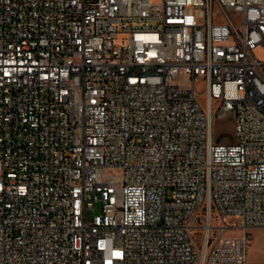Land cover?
I'll use <instances>...</instances> for the list:
<instances>
[{"label": "built area", "instance_id": "2783aa9c", "mask_svg": "<svg viewBox=\"0 0 264 264\" xmlns=\"http://www.w3.org/2000/svg\"><path fill=\"white\" fill-rule=\"evenodd\" d=\"M256 227L264 0H0V264H248Z\"/></svg>", "mask_w": 264, "mask_h": 264}, {"label": "rangeland", "instance_id": "374dc122", "mask_svg": "<svg viewBox=\"0 0 264 264\" xmlns=\"http://www.w3.org/2000/svg\"><path fill=\"white\" fill-rule=\"evenodd\" d=\"M195 89L198 92L203 90V82H196ZM203 97L199 98L201 104L203 105ZM216 133V139L221 142H229L232 140L233 136V126L231 117L217 120L214 124ZM117 174V172H114ZM99 211V205L94 207L93 213ZM225 222L229 225L238 226L239 219L236 216L230 215L225 218ZM216 224L215 219H213V225ZM227 235L238 236L240 234V229L230 228L225 231ZM249 247L247 251L248 264H264V227H256L250 229L249 232Z\"/></svg>", "mask_w": 264, "mask_h": 264}, {"label": "crops", "instance_id": "0c3cea01", "mask_svg": "<svg viewBox=\"0 0 264 264\" xmlns=\"http://www.w3.org/2000/svg\"><path fill=\"white\" fill-rule=\"evenodd\" d=\"M250 243V242H249ZM248 247H249V245H248Z\"/></svg>", "mask_w": 264, "mask_h": 264}]
</instances>
